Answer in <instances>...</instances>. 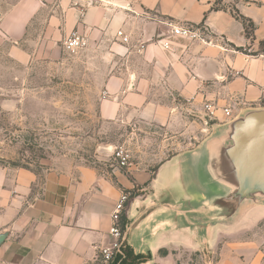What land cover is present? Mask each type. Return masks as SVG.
Masks as SVG:
<instances>
[{
	"label": "crops",
	"instance_id": "crops-1",
	"mask_svg": "<svg viewBox=\"0 0 264 264\" xmlns=\"http://www.w3.org/2000/svg\"><path fill=\"white\" fill-rule=\"evenodd\" d=\"M87 1L0 0V47L20 63L36 52L55 57L77 31L113 60L102 83L100 117L128 112L185 137L191 128L185 117L193 112L207 133L153 169L107 174L70 164L46 171L38 184L30 170L0 168V264L98 263L124 190L125 242L134 253L150 254L137 264H205L207 258L264 264V232L255 231L264 210L240 219L244 202L233 213L219 203L230 188L209 171L215 152L229 142L232 121L264 107V54L248 53L264 39V0ZM235 13L252 21L253 41ZM169 23L203 25L206 42L172 36ZM205 104L212 111L207 118Z\"/></svg>",
	"mask_w": 264,
	"mask_h": 264
},
{
	"label": "rangeland",
	"instance_id": "rangeland-1",
	"mask_svg": "<svg viewBox=\"0 0 264 264\" xmlns=\"http://www.w3.org/2000/svg\"><path fill=\"white\" fill-rule=\"evenodd\" d=\"M34 49L35 44L30 47ZM105 52L88 43L75 50L61 44L55 57L36 52L20 63L0 47V168L30 170L38 184L46 171L70 164L107 174L112 168L153 169L173 152L193 147L207 133L202 118L193 112L185 117L191 125L185 137L177 128L128 112L112 119L100 117L102 83L113 66ZM119 147L129 155L128 166H119L114 158ZM251 209L257 214L264 210V197L245 201L238 217L244 219ZM255 231L264 232V218L257 221Z\"/></svg>",
	"mask_w": 264,
	"mask_h": 264
},
{
	"label": "water",
	"instance_id": "water-1",
	"mask_svg": "<svg viewBox=\"0 0 264 264\" xmlns=\"http://www.w3.org/2000/svg\"><path fill=\"white\" fill-rule=\"evenodd\" d=\"M209 161L215 181L230 190L217 198L231 206L232 213L245 201L258 202L264 197V107L247 112L232 121L229 142L218 148ZM5 233H0V243Z\"/></svg>",
	"mask_w": 264,
	"mask_h": 264
},
{
	"label": "built area",
	"instance_id": "built-area-1",
	"mask_svg": "<svg viewBox=\"0 0 264 264\" xmlns=\"http://www.w3.org/2000/svg\"><path fill=\"white\" fill-rule=\"evenodd\" d=\"M171 25L170 34L172 36H179L185 38L187 40L199 39L203 42H206L204 31L205 28L203 25ZM118 35H121V32H118ZM123 41H127L126 36H122ZM162 40V45L165 48L170 47L169 40ZM63 46L69 50H75L83 47L87 44V39L80 35L77 31H72L64 40ZM260 103L264 106V89H262L260 96ZM204 107L209 112V116L212 115V111L210 109L209 104H205ZM224 112L227 115L231 114V110L229 107L224 109ZM114 158L116 159L119 166H128L129 164V155L122 147H119L114 152ZM129 193L126 191H122L120 193L119 199L114 205V208L111 213V225L109 228V234L111 236V241L106 246H101L98 248V263L96 264H112L113 261L120 257L124 256V248L126 246L125 235L128 229V224L125 222L123 225L121 224V215L124 214L125 211V203L128 200ZM118 264V263H116ZM205 264H214L211 258H207Z\"/></svg>",
	"mask_w": 264,
	"mask_h": 264
},
{
	"label": "trees",
	"instance_id": "trees-1",
	"mask_svg": "<svg viewBox=\"0 0 264 264\" xmlns=\"http://www.w3.org/2000/svg\"><path fill=\"white\" fill-rule=\"evenodd\" d=\"M235 16L240 19L244 25V31L246 37L250 38L251 41H253V23L250 19L245 18L244 16L235 13ZM200 25V24H199ZM237 50L247 52L246 48L243 47H235ZM249 54H264V39L259 40L257 42V48L254 51L248 52ZM126 191V190H124ZM127 192V191H126ZM134 195V192H130V197ZM126 222L125 214L121 215V224L123 225ZM150 257L149 253L143 254V253H134V251L129 247L127 244L124 248V256H120L116 258L112 264H137L140 262H143L147 260Z\"/></svg>",
	"mask_w": 264,
	"mask_h": 264
}]
</instances>
